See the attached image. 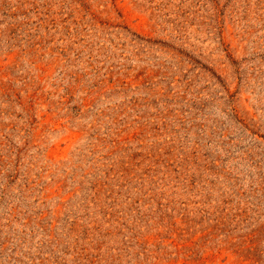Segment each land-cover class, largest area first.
Masks as SVG:
<instances>
[{
  "label": "rangeland",
  "instance_id": "374dc122",
  "mask_svg": "<svg viewBox=\"0 0 264 264\" xmlns=\"http://www.w3.org/2000/svg\"><path fill=\"white\" fill-rule=\"evenodd\" d=\"M0 264H264V0H0Z\"/></svg>",
  "mask_w": 264,
  "mask_h": 264
}]
</instances>
